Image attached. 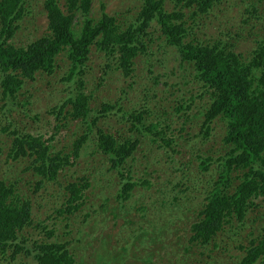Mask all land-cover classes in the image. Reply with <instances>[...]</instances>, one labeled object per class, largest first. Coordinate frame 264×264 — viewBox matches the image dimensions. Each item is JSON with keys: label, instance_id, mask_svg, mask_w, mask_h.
<instances>
[{"label": "trees", "instance_id": "obj_1", "mask_svg": "<svg viewBox=\"0 0 264 264\" xmlns=\"http://www.w3.org/2000/svg\"><path fill=\"white\" fill-rule=\"evenodd\" d=\"M241 1L245 4L244 10L250 6V0ZM163 2L135 0L133 5L138 11L132 22L123 27L116 23L114 15L104 12L102 3L99 17H95L91 14L92 0H41L40 13H45L47 18L45 31L35 39L18 43L11 39L20 21L31 12L27 0H0V132L7 134L6 160L25 159L22 171L34 169L41 178L35 184V190L56 182L58 188L48 191L54 196L59 193L51 208L55 215L48 214L44 219L67 213L63 223L68 228L66 232L75 228L81 235V229L88 226L83 221L73 222L71 217L80 209V203L76 201L84 195L83 190L90 186V182L86 179L60 182L57 181L58 172L73 163L86 142L93 145L94 152L109 155L108 169L96 186L99 199L93 203L99 204L90 206L81 217L88 220L98 212L101 223L107 217H122V229L116 234L119 238L98 235L99 246L105 248L108 260L113 263L125 264L124 257L129 252L135 254L141 244L148 247L156 242L168 250V243L163 242L167 233L178 226L186 229L182 220L190 217L189 233L185 237L192 244L204 246L225 227L230 231L242 225L246 212L255 208L253 198L261 197L264 202V24L260 30L250 31L247 39V28L236 22L228 26V19L216 20L225 15L221 14L219 6L225 10L230 8L229 3L222 0H176L174 6L180 4L179 7L165 13ZM183 15L191 23L187 25ZM154 16L161 35L157 37V49L147 51L144 42L146 27ZM207 28L215 31L207 32ZM236 38L251 40L249 48L237 51ZM92 49L103 52L102 57L107 58L102 63L105 74L116 69L123 77L132 79L130 84H140L147 92L153 86L139 81L134 58L139 54L150 58L156 52L170 50L178 59V66L190 75V79L183 83H189L196 90L191 92L186 104L182 98L165 104L162 97L158 102L150 103L144 93L146 95L141 100L132 102L127 109L116 100L102 101L99 106L90 108V94L83 90L82 75ZM61 53L68 63L61 80L74 83L79 90L72 88L59 105L46 109V113L52 114L57 121L70 117L80 120L83 132L71 141L68 151L54 152L49 144L53 134L46 139L40 131L26 127V123L22 125L24 118L38 120V117L26 107L28 99L17 100L25 78L34 80L37 72L49 77L53 75L56 59ZM150 67L148 64L149 72ZM152 82L156 85L158 81L153 77ZM176 85L177 82L171 83L172 88ZM203 97L206 100H201V104H204L196 108L202 115L197 134L208 138L212 123H219L223 129L221 140L224 147L218 157L197 150L196 168L200 175L173 182L162 179L155 166H148L147 170L145 166L135 168L127 162L142 135L147 134L157 145L163 140L174 147V138L170 135L172 123L180 119L186 122L190 116L197 117L198 114L189 113V110L197 99ZM15 112L17 117L11 118ZM117 113L134 134L127 135L119 130L112 132L100 125L105 118ZM62 124L54 125L56 131ZM182 128L181 122L180 130ZM145 145L149 147L147 139ZM212 163L216 175L208 171ZM188 166L189 160L181 161L174 168H183L185 173L184 168L188 169ZM198 179L207 182L209 189L204 191L201 199L193 200L190 193L198 192L197 186L181 182ZM16 184V178H0V260L15 261L18 253L23 252L32 258L33 264H79L68 247L70 240L58 242L50 239L54 228L43 231L49 239H33L32 248L27 246L33 234L27 228H37L41 219L33 217L31 197H20ZM136 213L140 218H136ZM99 227L98 224V230ZM23 229L28 234H24ZM152 246L141 259L153 263L157 245ZM192 247H182V250L189 251ZM241 248L244 254L238 264H256L257 260H264V224ZM201 252L204 255V251ZM121 255L123 257L117 258ZM174 255L172 264H187L181 253ZM101 258L100 255L98 264H103L99 261ZM208 263L206 260L202 264Z\"/></svg>", "mask_w": 264, "mask_h": 264}, {"label": "rangeland", "instance_id": "obj_2", "mask_svg": "<svg viewBox=\"0 0 264 264\" xmlns=\"http://www.w3.org/2000/svg\"><path fill=\"white\" fill-rule=\"evenodd\" d=\"M63 2V0H60ZM229 3L230 8L223 9L222 5L219 6L221 14L224 16H218L217 21L221 19H228V26H232L233 22H236L242 28L248 29L247 39L249 38L250 31H257L262 28L264 24V0H250V6L244 10L245 4L241 0H222V2ZM135 0H92L91 3V14L95 17L100 15V5L103 4L104 12L109 15H114L117 19V24L121 26H127L135 17L136 9L133 3ZM176 0H164V10L165 13L173 11ZM29 9L31 10L22 21H20L19 28L17 29L12 40L18 43H26L32 39L40 36L46 29L47 18L46 14L41 12L42 3L41 0H27ZM181 3V2H180ZM128 8H131L128 10ZM220 15V13H219ZM184 16V15H183ZM231 16L233 19H231ZM186 24L190 22L186 16L183 17ZM223 21V20H221ZM207 32L215 31V29L209 30ZM146 37L144 42L146 45V50L157 49V43L159 40L157 37L161 35L159 30V25L157 23L156 17H152L148 26L146 27ZM251 40H243L240 38L235 39V46L237 51H244L249 48ZM92 48H94L92 46ZM148 48V49H147ZM163 51V50H161ZM103 52L92 49L89 54V60L85 63L83 78V90L90 94V108L99 106L102 101H114L116 100L119 105L124 108L134 102L141 100L144 95L147 94V98L151 102H158L160 97L163 98L164 103H171L172 100L183 99L185 104L188 103L191 92L195 91L196 88L192 89L191 85L183 83V81L190 79L186 69H182L178 66V59H175L174 53L170 50H164L163 52H156L154 56L147 58L145 54H139L134 58L136 71L135 73L140 78L139 81L147 83L146 85H152V90L147 92L144 90V86L140 84H130L132 79L123 77L120 72L116 69L110 70L109 73L105 74L102 67L107 58H103ZM102 57V58H101ZM158 60H160L158 62ZM148 64H151V72L147 69ZM173 67V68H172ZM68 68V63L64 59V55L61 53L56 59V68L51 77L36 73L34 80H29L25 78L24 84L21 88L20 96L18 100L28 99L29 104L26 107L37 114L38 120H30L29 118H24L22 125L26 123V127L33 128L36 131H40L43 138L51 137L49 144L54 152L57 150L68 151L71 148V141L74 140L83 132V126L80 120L77 119H64L57 121L52 114H47L46 109L52 107L53 105L60 104L71 92V89L79 90L78 86L72 82L64 83L62 77L64 71L66 72ZM172 71V72H171ZM153 77L157 79L156 85H153ZM172 82H177L174 88L171 87ZM167 83V85H166ZM166 88L168 91L165 92ZM146 93V94H144ZM201 100H206L205 97L197 99L194 102V106H191L189 113L198 114L196 108H199ZM1 104V101H0ZM208 104V103H207ZM161 110V108H160ZM159 110V111H160ZM1 111V110H0ZM17 113H13L11 118L17 117ZM202 115L198 114L197 117L190 116L186 118V122L180 119L177 122L172 123L170 129V135L173 136L174 140L170 147L169 145L163 143V140L158 142V145L151 141L150 136L142 135L140 143L137 149L134 151L132 157L127 159V162L131 163L135 168L148 166L157 168L160 172L159 175L162 179H169L176 182L179 179H184L185 177L191 176L196 177L200 175L196 168V152L200 150L202 154H211L214 156H220L223 151L222 143V126L219 123H212V130L208 138H202L197 134L200 120ZM181 122L183 128L180 130ZM1 123V121H0ZM56 123H63L62 126L57 129L54 128ZM100 125L106 126L107 129L115 132H126L127 135L134 132L127 129L125 121L120 119V113L115 116L110 115L105 118ZM125 126V127H124ZM136 133V132H135ZM136 135V134H135ZM7 138L6 132H0V178H16V190L18 195L22 198L31 197L32 199V214L35 219H41V225L37 228H27L29 229L32 236L28 239L27 246L32 248L33 239H49L43 233V231L48 229L55 230L51 240L58 242L70 240L68 245L71 252H73L74 260L79 264H98V258L103 256L99 261L103 264H120L113 263L109 261V257L105 251L104 247H100V241L98 240V235L113 236L114 238H119L116 234L121 228L120 223L122 217L114 219L115 217H107V220H103L101 223L100 216L98 212L92 215L91 219L83 220L81 217L90 206H98L99 203H93V201H98L99 195L97 194L96 186L101 181L105 169H108L110 164L107 159V154L101 152H94L93 145L89 142L84 144L77 158L74 159L73 163L58 172L57 181L65 182L77 181V180H87L90 182V186L84 188L83 194L76 202L80 203V209L76 211L71 217L73 222H84L88 227L90 226L89 233L86 229L88 227L82 226L81 235H78L79 231L73 228L72 232L67 233V229L63 226L65 222L64 217L67 213L62 214L59 217H52V219H44L46 215L52 214L51 209L57 201L58 195H53L48 191H53L58 188L56 182H51L46 184L45 187H40L35 190V184L40 178V175L36 173L34 169L29 172L22 171L25 166V159L21 160H6V150L7 145L5 144ZM146 139L148 140L149 147L145 145ZM152 145V146H151ZM151 146V147H150ZM224 147V146H223ZM167 148V149H166ZM172 148V149H171ZM171 151V152H170ZM189 160L188 169L184 168L185 173L182 169L174 168L180 165L181 161L187 162ZM100 170V175L98 171ZM181 182V184H183ZM202 192L203 194H198ZM195 193V194H194ZM190 193L193 200H199L204 194L203 191H194ZM255 204V208L246 212V218L242 225H237L233 230H228L225 227L224 230L220 231L215 238L208 244L204 246H199L192 244L188 241L186 234L189 233V225L191 222V217L186 220L183 219L182 222L186 226V229H182L178 226V229L170 230L166 237L164 238L165 243H168L169 249L164 250V246H158L156 244L154 248L157 250V254L152 257V262L145 261L141 257H145L146 251L151 248V246L140 245L138 246L135 254L129 252L125 257V264H172L174 254L181 253L182 257L187 261V264H202L206 260H209L208 264H238L239 259L243 256L244 251L241 247H245L250 238L257 235L259 229L264 224V206L261 197H256L252 199ZM76 215V217H75ZM77 215H80L77 217ZM121 215V214H120ZM136 218H140L139 213H136ZM262 219V220H261ZM96 222L93 224L92 222ZM98 224L100 225L98 230ZM44 225V226H43ZM41 232L39 235L38 233ZM86 232V233H85ZM24 234H28L26 229H23ZM78 237V238H76ZM215 243V244H214ZM118 246V245H117ZM115 246V247H117ZM193 246L189 251L185 252L182 247ZM153 247V246H152ZM201 250L204 251L201 252ZM10 251L8 250L7 253ZM100 254V255H99ZM208 254L210 256H208ZM123 255L117 257L120 258ZM113 260V259H111ZM32 258L26 257L23 252L21 255L18 253L17 260H0V264H33ZM256 264H264V260L259 262L257 260Z\"/></svg>", "mask_w": 264, "mask_h": 264}, {"label": "clouds", "instance_id": "obj_3", "mask_svg": "<svg viewBox=\"0 0 264 264\" xmlns=\"http://www.w3.org/2000/svg\"><path fill=\"white\" fill-rule=\"evenodd\" d=\"M213 167H214V164L212 163L211 166H210L211 169H209L208 171L215 174V172L213 171ZM187 177H189V176L187 175ZM183 181H184L183 184L188 185V186L196 185L199 191H203L204 192L207 189H209L208 183L203 181V180H200V179L195 180V181H185V180H183Z\"/></svg>", "mask_w": 264, "mask_h": 264}]
</instances>
